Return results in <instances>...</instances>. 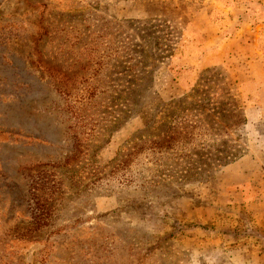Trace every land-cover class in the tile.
Listing matches in <instances>:
<instances>
[{
  "label": "rangeland",
  "instance_id": "1",
  "mask_svg": "<svg viewBox=\"0 0 264 264\" xmlns=\"http://www.w3.org/2000/svg\"><path fill=\"white\" fill-rule=\"evenodd\" d=\"M0 264H264V0H0Z\"/></svg>",
  "mask_w": 264,
  "mask_h": 264
},
{
  "label": "crops",
  "instance_id": "2",
  "mask_svg": "<svg viewBox=\"0 0 264 264\" xmlns=\"http://www.w3.org/2000/svg\"><path fill=\"white\" fill-rule=\"evenodd\" d=\"M205 60H208V59H203V61H205ZM202 67H205V66H202ZM251 159H252L251 157H245V159H243V161L242 162L240 161L239 163L240 164L242 163L244 165H259V163L255 164L254 162H252Z\"/></svg>",
  "mask_w": 264,
  "mask_h": 264
}]
</instances>
